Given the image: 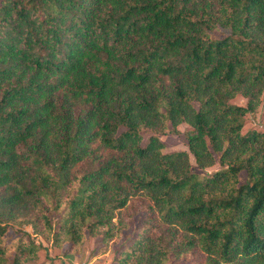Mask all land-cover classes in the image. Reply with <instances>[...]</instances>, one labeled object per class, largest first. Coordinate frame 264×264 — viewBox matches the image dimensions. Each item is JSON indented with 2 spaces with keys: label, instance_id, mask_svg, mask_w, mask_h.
<instances>
[{
  "label": "trees",
  "instance_id": "1",
  "mask_svg": "<svg viewBox=\"0 0 264 264\" xmlns=\"http://www.w3.org/2000/svg\"><path fill=\"white\" fill-rule=\"evenodd\" d=\"M261 109L264 0H0V264H264Z\"/></svg>",
  "mask_w": 264,
  "mask_h": 264
},
{
  "label": "rangeland",
  "instance_id": "2",
  "mask_svg": "<svg viewBox=\"0 0 264 264\" xmlns=\"http://www.w3.org/2000/svg\"><path fill=\"white\" fill-rule=\"evenodd\" d=\"M229 30L220 28L215 35L217 36H225L229 35ZM235 104L240 106L246 105V100L242 97H238L233 101ZM189 127L187 125H181L178 127L180 133L174 135H168L162 137V141L165 143L164 152H174V151H185L188 152V148L186 146V139L184 136V132ZM251 129L258 130L264 132V119L262 109L260 112L248 115L245 119L244 132H247ZM147 136L145 137L146 140ZM190 160L192 165L195 166V162L193 157L190 155ZM220 169L219 165H216L212 168L207 169L206 173H212ZM202 173V171L197 170ZM242 178H245L242 175ZM136 226L139 225V219L136 218ZM25 230L32 232L31 227H24ZM123 243V242H122ZM120 246L116 245V248ZM42 257L39 261V264H113V258L115 255V248L111 243L107 244L103 242L101 234H97L95 236H88L87 240L83 243L81 247L80 253L77 254H69L64 253L58 249L50 248L48 252V256L45 257L44 253H41ZM167 264H185L183 261H178L172 259Z\"/></svg>",
  "mask_w": 264,
  "mask_h": 264
}]
</instances>
